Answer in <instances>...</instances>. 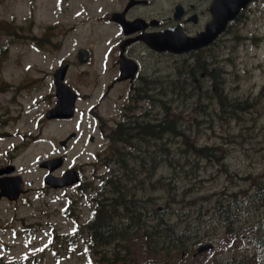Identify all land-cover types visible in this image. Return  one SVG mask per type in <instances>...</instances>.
I'll list each match as a JSON object with an SVG mask.
<instances>
[{
    "label": "rangeland",
    "instance_id": "1",
    "mask_svg": "<svg viewBox=\"0 0 264 264\" xmlns=\"http://www.w3.org/2000/svg\"><path fill=\"white\" fill-rule=\"evenodd\" d=\"M94 2L0 0V163L16 158L13 163L27 181L34 182L19 202L0 201V264H107L106 259L99 260L112 249L109 244L114 239L90 252L83 241L88 237L85 223L90 210L77 198L79 189L49 191L42 185L48 171L39 166L44 160L63 156L64 165L56 175L80 167V185L87 191L89 179L95 172L104 173L106 156L113 154L111 140L98 132L89 114L98 105L104 117H118L114 98L120 94L113 91L110 100L100 99L106 78L98 77L104 39H97L115 37L116 33L80 21L88 16L82 10L98 15ZM81 45L94 49L100 72L88 77L91 68H73L65 81L80 93L77 117L73 121L49 120L46 113L57 101L53 74ZM206 53L218 55L216 82L213 85L211 79L205 80L210 86L202 90L184 88L180 59L156 56V96L167 98L168 108L160 111L176 119L183 134L174 137L170 145L167 141L173 152L168 157L179 171L171 170L161 159L154 171L156 187L143 188L141 200L149 195L152 210L168 206L164 221L178 231L188 226L191 230L185 234L190 238L185 240V248L154 253L137 235L127 242V264H264L260 254L248 247L252 233L260 229L253 207L238 203L236 217L241 219L233 220L234 224L213 217L218 194L230 193L232 200L243 201L264 179V0L253 2L215 49ZM217 96L219 104L214 102L211 109L200 104L187 106L201 101L210 105L211 99L206 100ZM222 100L229 107L232 103L233 110L221 114ZM158 112L156 105L155 115ZM185 121L187 127L183 126ZM72 133H77L76 137L66 147L60 145ZM90 135L95 141H89ZM108 148L107 155L98 156ZM205 148L209 150L201 151ZM215 152L217 158L211 159ZM200 233H205L204 240ZM206 242H212L213 248L196 255L197 248Z\"/></svg>",
    "mask_w": 264,
    "mask_h": 264
},
{
    "label": "flooded vegetation",
    "instance_id": "2",
    "mask_svg": "<svg viewBox=\"0 0 264 264\" xmlns=\"http://www.w3.org/2000/svg\"><path fill=\"white\" fill-rule=\"evenodd\" d=\"M95 1L93 4H95V7H98V15H92L88 10H82L88 16L82 18L80 21L83 23L93 22L94 25L107 27L110 30L113 29L116 33L115 37L97 39L100 42L104 39V43L101 44L102 50L100 51L101 61L104 63L100 76L107 79L103 99L110 100L108 98L110 93L119 91L120 94L114 99L116 101L122 100L116 109L118 117L108 118L105 122L108 127L116 128L119 123L129 120L131 116H140V98L143 99L141 104L144 108L146 104L145 100L152 102L156 91V56L178 57L176 54L170 52L158 53L150 45L151 39L157 34L165 32H175L185 37L197 36L212 21L210 6L213 0ZM82 7L84 9V6ZM92 40L89 39V41ZM218 41L205 49L182 55L181 58L184 66L182 71L187 85L201 84L199 78L196 77L199 72H201V77L204 78L206 75L209 76L212 71H215L214 69L212 71L210 69L211 65L214 67L216 55L213 54L212 63L209 64L211 57L207 56V60H205L206 55L204 52L214 49ZM82 49L87 50V55H83L80 58L79 52ZM95 57L96 54L91 46H80L76 48L72 57L62 64L69 65V71L75 67H78L80 71H84L85 69L83 68H91L86 76H93L95 72L92 69L98 68L95 65ZM148 112V121L152 124L154 122V119H151V115L154 113L152 104ZM99 116H97V119ZM102 120V118L101 121L98 119L97 122L100 129L105 132ZM92 137L90 140L94 141ZM12 165V161L1 162L0 169L12 171ZM108 170L106 169L103 175L95 172L90 180L92 184L88 189V203L91 202L94 205L95 210L93 211L96 214L101 210H103V213H107L108 203L111 202L109 201L110 189L107 181ZM113 172L114 174H119L121 169L117 167ZM11 175H21V172L15 168L14 172H4L1 176ZM1 200H6V198H1Z\"/></svg>",
    "mask_w": 264,
    "mask_h": 264
},
{
    "label": "trees",
    "instance_id": "3",
    "mask_svg": "<svg viewBox=\"0 0 264 264\" xmlns=\"http://www.w3.org/2000/svg\"><path fill=\"white\" fill-rule=\"evenodd\" d=\"M136 124H138L139 126L135 128V131L132 134L128 132L126 134V137L120 140H124L126 144H129L131 146V149H133V151L138 153L134 154L132 158L135 162L139 160L141 164H144L145 160H148V162H152L155 160L156 163L160 162L161 159L163 162L166 161L168 155V135H172V139H174V137L180 138L181 134H183L182 131L177 128V120H168L167 117H163V121L161 119H158L154 126L149 123H147V125L141 124V122H137ZM153 142L155 145L154 150H152L151 146ZM153 151H155V153ZM116 156H120V153L117 152ZM172 166H174L173 163ZM162 184L163 181L161 179H158V185ZM257 191L258 192H256L254 195L249 196V198L251 199L252 203L260 202V206H262L264 210V179L258 184ZM254 207L256 208V206ZM219 210L224 217L228 218L229 220L232 218L233 209L229 204H225L222 209L219 208ZM165 212V208L161 210L157 209L155 211L157 216L155 233H144L145 235L140 233L145 238L150 240L149 244L156 252H168L170 250H175L178 247V244L181 245L183 243L182 233L176 231L174 226H171L164 221L163 215L165 214ZM144 222L146 223V226H144ZM141 225L143 228H145V230H148V221L144 220V216L141 217ZM256 227H260V232L256 230V233H252L250 237V244L248 245V247H252L254 253L260 254V260L264 261V215L260 219V222ZM112 234L113 233H111L110 238H113ZM129 234L130 233H122L120 234V236L122 239L127 240ZM137 234L138 233H132V235ZM98 235V239L106 238L105 234L99 233ZM114 252L115 254H113ZM117 252L123 253L122 262H126L127 259L125 256L128 254L127 248L124 247V250H122L119 245L116 249L114 248L113 250H111L109 254L111 264H114L116 262V258L118 256Z\"/></svg>",
    "mask_w": 264,
    "mask_h": 264
},
{
    "label": "water",
    "instance_id": "4",
    "mask_svg": "<svg viewBox=\"0 0 264 264\" xmlns=\"http://www.w3.org/2000/svg\"><path fill=\"white\" fill-rule=\"evenodd\" d=\"M251 0H217L214 5L213 14L214 21L208 26L207 32L202 33L199 37L186 40L176 35L167 34L164 36L156 37L152 40V45L157 50H170L172 52L182 53L190 50H195L203 46L211 44L219 34L225 31L227 24L230 20L234 19L238 13L244 9ZM67 66L61 67L55 73V82L57 85V97L59 101L56 107L50 110L47 114L48 118L55 117H71L74 113V103L76 99L75 92L67 86L63 80L65 78ZM62 143H66L63 141ZM62 159L56 158L46 161L43 165L50 167V171L61 166ZM78 180L76 171L70 169L63 174V177L53 178L52 175H48L45 181L54 186L62 187L74 184ZM15 181L6 183V186L11 189L12 184ZM7 189V188H6ZM8 190V189H7ZM18 194L14 197L16 198ZM210 245H206L200 248V251L206 250Z\"/></svg>",
    "mask_w": 264,
    "mask_h": 264
},
{
    "label": "bare ground",
    "instance_id": "5",
    "mask_svg": "<svg viewBox=\"0 0 264 264\" xmlns=\"http://www.w3.org/2000/svg\"><path fill=\"white\" fill-rule=\"evenodd\" d=\"M160 150H161V148H160ZM158 155V154H157ZM158 159V158H157Z\"/></svg>",
    "mask_w": 264,
    "mask_h": 264
}]
</instances>
